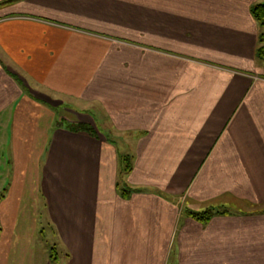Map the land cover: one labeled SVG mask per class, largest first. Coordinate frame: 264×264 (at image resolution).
<instances>
[{
  "label": "crops",
  "instance_id": "crops-1",
  "mask_svg": "<svg viewBox=\"0 0 264 264\" xmlns=\"http://www.w3.org/2000/svg\"><path fill=\"white\" fill-rule=\"evenodd\" d=\"M263 2L0 0V264H264Z\"/></svg>",
  "mask_w": 264,
  "mask_h": 264
},
{
  "label": "trees",
  "instance_id": "trees-1",
  "mask_svg": "<svg viewBox=\"0 0 264 264\" xmlns=\"http://www.w3.org/2000/svg\"><path fill=\"white\" fill-rule=\"evenodd\" d=\"M251 13L253 15V17L257 20V22L260 24V26L264 27V2L263 3H258L255 4L252 9H251ZM255 55L256 57H258L261 60H264V31H261L258 36H257V44H256V48H255ZM73 131H84L87 132L91 135H94V130L92 127H87L86 125H77L76 127H73L72 129ZM125 157L127 159H125ZM128 160L127 161V165L124 166V170L128 171L130 168V159L129 156H123L121 157V161L123 160ZM123 194H126V190L123 191ZM213 213L210 210H206L203 211L201 213H190V216L200 222H205L206 220H208L210 218V216H212ZM53 252V254H52ZM50 258L53 260H56L55 257V252L53 251V248L51 249L50 252Z\"/></svg>",
  "mask_w": 264,
  "mask_h": 264
},
{
  "label": "rangeland",
  "instance_id": "rangeland-1",
  "mask_svg": "<svg viewBox=\"0 0 264 264\" xmlns=\"http://www.w3.org/2000/svg\"><path fill=\"white\" fill-rule=\"evenodd\" d=\"M261 27V31H264V27L263 26H260ZM101 134H103L104 136L106 137H109V133L105 130H103L100 125H97ZM120 149V147H118ZM123 150L125 151V148L123 147ZM123 151V152H124ZM125 155H127V151H125ZM124 156V155H123ZM125 159H127L125 157ZM123 160L121 161L120 160V172L118 174V183H119V186L120 188L122 189H125V188H128L129 185L127 184V182L125 181V178H126V170H124V166L127 165V161L126 160ZM44 221V220H43ZM41 221V227L40 228H43L45 229V233L43 235H40L38 238H37V246L42 248V247H46L49 249L52 248V245L54 243H56V241L54 240V237L52 235V233L50 232L49 228L46 226V222L44 221ZM56 252L58 253V256H59V260H60V263L56 260H50V264H61V262H63V256H62V252H61V249L57 248Z\"/></svg>",
  "mask_w": 264,
  "mask_h": 264
}]
</instances>
